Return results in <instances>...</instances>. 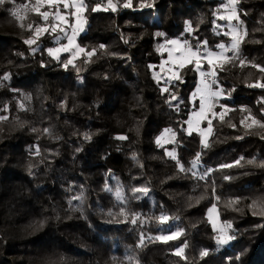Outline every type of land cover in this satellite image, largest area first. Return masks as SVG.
<instances>
[{
	"label": "trees",
	"instance_id": "trees-1",
	"mask_svg": "<svg viewBox=\"0 0 264 264\" xmlns=\"http://www.w3.org/2000/svg\"><path fill=\"white\" fill-rule=\"evenodd\" d=\"M85 2L87 24L76 42L97 52L91 62L81 55L67 69L62 63L67 55L60 61L47 55L57 45L51 35L35 45L24 43L32 36L27 23H43L29 11L20 27L11 10L26 0L0 6V116L7 117L0 120V264H264V216L248 207L264 201V128L240 123L247 115L242 108L264 120V88L248 86L264 83V73L251 66L264 67V0L237 5L248 33L240 56L250 63L241 68L236 61L219 72L224 96L215 111H221L219 105L231 111L224 123L213 120L208 148L198 135L183 132L195 85L192 66L182 70L183 83H157L152 71L164 58L155 46L168 39L207 40L212 50L228 43L212 24L221 0H132L128 8L127 0H112L115 11L104 10L107 0ZM142 2L153 6L141 7ZM97 4L101 10L91 11ZM188 23L195 29L191 36ZM164 87L170 91L162 93ZM172 94L178 99L170 106ZM167 128L175 131L177 143L157 148L154 139ZM173 148L186 168L200 152L196 171H213L203 180L180 172L164 154ZM241 157L239 166L221 167ZM141 186L149 192L136 199L131 189ZM213 186L220 197L217 228L232 225L234 239L226 244L217 243L208 220L216 202ZM117 189L143 222L133 224L119 214ZM81 195L82 201L74 199ZM237 197L238 210L224 206ZM162 213L170 218L163 226L155 220ZM176 231L183 234L175 240L155 238ZM181 247L184 258L175 255Z\"/></svg>",
	"mask_w": 264,
	"mask_h": 264
},
{
	"label": "snow or ice",
	"instance_id": "snow-or-ice-1",
	"mask_svg": "<svg viewBox=\"0 0 264 264\" xmlns=\"http://www.w3.org/2000/svg\"><path fill=\"white\" fill-rule=\"evenodd\" d=\"M6 3H14V0H0V6ZM239 0H221L220 7L213 13L215 19L212 21L213 29L218 35H223L229 38L228 43H217L215 45L216 50L209 48V42L207 40H196V43L193 44L187 39H168L164 44L158 46V51H166L168 54L167 60H163L159 65L160 72H153V79L160 83L164 81L165 84H174L175 81H180L183 83V73L182 70L188 66H192V70L198 73L200 79L198 85L194 92H192L190 101L193 105L196 104L197 100L199 101L198 108H194L190 111L188 119L184 121L187 124V128L183 129L187 135L191 136L193 132L197 133L200 137V144L202 148L210 147L209 138L214 133L213 120L219 119L221 123L225 122V117L231 111L225 105H219L221 111H215L217 103L221 97L224 96V90L219 87V72L226 70V66L233 65L235 62L239 61V67L243 68L248 66L250 62L241 58L240 48L241 44L245 41L246 36L248 35L247 31L244 29V22L240 18L238 5ZM132 6V0H127L124 3L123 7L128 8ZM151 3H141V7H152ZM88 4L85 0H35V4H31L30 0L27 3L17 5L11 10V14L20 22V27L25 28L24 21L28 20V12L31 11L38 15L43 21L42 24L31 22L27 23L26 30L32 32V36L28 39H25L24 43L29 46L37 44V41L44 35L48 34L53 37V39L59 43L63 38L67 40V43L60 44L59 47L47 49L49 56L53 59L60 61L61 53H68L69 58L66 61H63V67L67 69L69 65L76 67L75 61L80 58L81 55L87 57L85 63L91 62V58L96 55L97 50L92 49L91 51L86 50L81 47L80 44L76 42L77 37L85 30V25L87 24V17L85 13L88 10ZM107 8L116 10V5L113 4L112 0H108ZM105 8L104 10H107ZM101 10L100 4H97L95 8H92L91 11L95 12ZM21 12H24L21 15ZM222 21L223 23H218ZM195 29H193L190 23L186 24L185 32L188 35H192ZM158 36H163L164 33H157ZM127 43V41H125ZM100 48H104V45H100ZM36 49H33L35 51ZM231 53V55H229ZM207 65V69H205ZM252 67L258 69L259 72L264 73V67L260 65L252 64ZM150 68L155 67L154 65H149ZM79 71V69H77ZM163 73V75H162ZM3 79H8V76L5 75ZM249 87H259L264 88V83L257 80L253 84H249ZM168 87L161 89V92H169ZM175 94L171 95V100L168 101L171 105L172 100H177ZM264 103V100L261 101ZM23 109V104L20 105ZM63 107V105H62ZM5 110H7L5 108ZM175 110L180 111V104L175 105ZM241 112H247V115L242 117L240 123L246 128H252L253 126H258L264 128V120L257 119L256 116L248 109L242 108ZM261 115L264 116V110H262ZM7 117L0 116V120H6ZM251 123H247V121ZM203 122L207 123V127H201ZM229 126L235 127V124L229 122ZM33 131H37L33 129ZM45 133L49 132V129L43 130ZM86 140L91 139V136L85 134L84 137ZM120 140L128 139L127 136H118L116 137ZM239 138V137H238ZM264 138V137H262ZM172 143L176 144V133L171 128H167L161 133L160 136L156 138V144L160 147H163L165 144ZM37 154H39V149H37ZM165 155L172 160L176 161L178 170L180 172H191L194 179H205L213 170L206 169L203 172H197L196 169L200 167V161L202 154L200 152L196 153L195 159H193L190 168H186L184 164L180 162V159L177 156L176 149L172 150L165 149ZM135 160V155L133 156ZM244 158L241 157L240 160L235 161L234 165H221L222 168L239 166L241 161ZM254 160H249L247 163H254ZM264 167V163L260 165ZM228 179V177H225ZM105 191L111 192L110 187L105 188ZM133 197L140 199L142 196H147L149 188L146 186L133 187L131 189ZM212 195L215 198V203L212 204V207L208 209L209 213V222L213 225V230L217 232L215 237L218 244H226L228 241L234 239L232 235H229V230H231L232 225L230 222L221 223L220 227L217 228L216 221L219 219V208L218 204L220 202V197L216 194L215 187L212 188ZM117 202L121 205L119 214L124 216L125 219H131V223L136 224L141 221L140 214L130 212L126 208V197H124L120 189L116 190L115 193ZM203 197H201L202 199ZM74 199L83 200V196H76ZM199 202V201H197ZM240 203V199L233 198L225 202L224 206L226 208H231L232 210H238L236 206ZM250 209H257L259 211H253V215H262L264 216V201L257 202L253 201L248 205ZM216 214V219H213L212 214ZM109 215H113L109 211ZM151 220L152 218H147ZM169 217L166 214H161L158 217H155L156 222L163 226L169 222ZM172 219H177L173 217ZM161 230L164 231L163 227ZM183 233L180 231L171 232L168 235H161L155 237L158 240L167 242L168 240H175L179 238ZM144 237L141 236V245L143 244ZM185 245L184 247H186ZM184 247L178 248L175 252V255L184 258ZM207 255L206 251L201 252V256Z\"/></svg>",
	"mask_w": 264,
	"mask_h": 264
},
{
	"label": "rangeland",
	"instance_id": "rangeland-1",
	"mask_svg": "<svg viewBox=\"0 0 264 264\" xmlns=\"http://www.w3.org/2000/svg\"><path fill=\"white\" fill-rule=\"evenodd\" d=\"M27 2H29V0H26V3H27ZM107 2H108V0H107ZM30 3H31V4H35V0H30ZM106 7H107V4L104 5V8H106ZM220 22L223 23L222 21H220ZM83 32H84V31H83ZM83 32H82V33H83ZM82 33H80V35H81ZM80 35H79V36H80ZM61 40H63V41H62V44L67 43V40H65V39H63V38H62ZM61 40H60V41H61ZM173 40H175V39H173ZM55 42H56V41H55ZM228 42H229V38H228ZM56 43H57V42H56ZM164 43H165V42H163V44H164ZM59 46H60V42L57 43V45H56L55 47H53V48H56V47H59ZM158 46H159V45L155 46L156 51H157L158 53H160V54L164 57V58L160 61V63H159V65H160L161 62H162L163 60H167V58H168V54H167L166 51H164V52H160V51H158V50H157V49H158ZM47 55L49 56L48 51H47ZM60 55H67L68 58H69V54H68V53H61ZM49 57L52 58L51 56H49ZM52 59H53V58H52ZM159 65L157 66V69H156L155 71H152V78H153V72H157V73L160 72ZM205 69H207V65H205ZM194 73H195V85H194V88H193L192 92L195 91V89H196V87H197V85H198L199 79H200L198 73H196L195 71H194ZM162 75H163V73H162ZM153 80H154V79H153ZM155 81H156V80H155ZM156 82H157V81H156ZM160 83H164V81H161ZM192 92L190 93L189 98H188V102H189V104H190V106H191V110H193L194 108H198V106H199V101L197 100V102H196V104H195V107L193 108V103L190 101V97H191ZM221 98H222V97H221ZM221 98H220V99H221ZM191 110H190V111H191ZM190 111H189V113H190ZM189 113H188V115H187L186 120L188 119ZM186 120H185V121H186ZM203 124H205L203 127H207V123H206V122H203ZM185 128H187V124L184 123V125H183V129H185ZM164 130H165V129H162V130L160 131V133L157 135V137L160 136L161 133L164 132ZM183 132L185 133V135H187V133H186L185 131H183ZM193 134L198 135V134L195 133V132H193ZM187 136H188V135H187ZM198 136H199V135H198ZM157 137H156V138H157ZM156 138L154 139V144H155V146H156L157 148H165V147L169 146L170 144H172V143H168V144H165L163 147H160V146H158V145L156 144ZM199 138H200V140H201V137H200V136H199ZM164 154H165V150H164ZM165 156H166V155H165ZM212 216H213V219L215 220V219H216V214L213 213ZM208 220H209V215H208ZM210 224L212 225V223H210ZM212 227H213V225H212Z\"/></svg>",
	"mask_w": 264,
	"mask_h": 264
}]
</instances>
